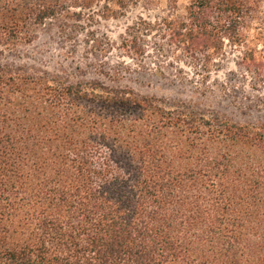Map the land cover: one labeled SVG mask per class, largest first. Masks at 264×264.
<instances>
[{
	"label": "trees",
	"instance_id": "1",
	"mask_svg": "<svg viewBox=\"0 0 264 264\" xmlns=\"http://www.w3.org/2000/svg\"><path fill=\"white\" fill-rule=\"evenodd\" d=\"M169 2L128 28L125 55L210 73L233 49L264 86V0ZM138 3L0 0V264H264V122L139 93L122 66L15 60L49 22L69 38Z\"/></svg>",
	"mask_w": 264,
	"mask_h": 264
},
{
	"label": "rangeland",
	"instance_id": "2",
	"mask_svg": "<svg viewBox=\"0 0 264 264\" xmlns=\"http://www.w3.org/2000/svg\"><path fill=\"white\" fill-rule=\"evenodd\" d=\"M138 1L123 16L99 15L86 21L85 28L73 29L69 38L61 33L64 19L49 22L39 30L35 42L19 47L14 54L22 57L15 60L19 65L41 70L55 71L64 67L79 74L87 71L88 78L95 77L101 66L105 70L122 66L127 72L123 73L121 85L139 93L182 100L201 110L226 114L241 121L264 122V86L253 87L250 78L237 66L239 53L233 49H228L226 58L210 73L173 58L165 63L154 51L146 61L125 55L120 45L128 28L140 18L157 21L170 8V0ZM180 2L184 4L185 0ZM98 46L108 51H98ZM167 61L174 65L169 66ZM160 66L162 68H158Z\"/></svg>",
	"mask_w": 264,
	"mask_h": 264
}]
</instances>
